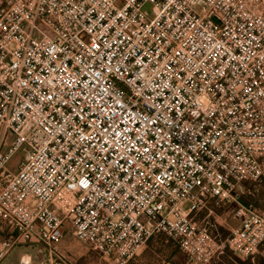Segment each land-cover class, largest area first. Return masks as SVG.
<instances>
[{
	"label": "built area",
	"instance_id": "obj_1",
	"mask_svg": "<svg viewBox=\"0 0 264 264\" xmlns=\"http://www.w3.org/2000/svg\"><path fill=\"white\" fill-rule=\"evenodd\" d=\"M0 127V225L50 264H72L67 226L103 264L155 236L190 264L254 260L264 0H0ZM225 205L239 224L221 241L194 216Z\"/></svg>",
	"mask_w": 264,
	"mask_h": 264
},
{
	"label": "rangeland",
	"instance_id": "obj_2",
	"mask_svg": "<svg viewBox=\"0 0 264 264\" xmlns=\"http://www.w3.org/2000/svg\"><path fill=\"white\" fill-rule=\"evenodd\" d=\"M247 185H251V188L256 187L258 189L261 198L260 205L264 208V180L257 183L248 182ZM66 233L64 234V241ZM67 235L66 248H64L65 251H63V255L67 260L66 262L72 264H103L98 254L92 251L88 246L78 242L71 234ZM5 253H7V264H50L52 259L41 246L18 240L17 235L12 230L0 225V257ZM227 256L228 258L226 260L220 261V259H218L215 264H238L234 263L230 257L241 261V259H237L232 253H228ZM259 257L264 258V246L252 262L256 263ZM132 264L190 263L172 242H165L164 240L157 239L154 240L146 250L140 253Z\"/></svg>",
	"mask_w": 264,
	"mask_h": 264
},
{
	"label": "crops",
	"instance_id": "obj_3",
	"mask_svg": "<svg viewBox=\"0 0 264 264\" xmlns=\"http://www.w3.org/2000/svg\"><path fill=\"white\" fill-rule=\"evenodd\" d=\"M2 138H3V130L0 127V145H2ZM12 140H13V136L11 134H7L3 142L4 145L1 148L2 151H5L7 149V147L12 143ZM25 157H26V153L23 150L17 152L8 162L7 170L11 173H16L19 169L20 164L25 160ZM250 186L251 185H247V183L242 184L241 189L243 192H242L241 201L246 205H253L260 212L264 213V208L260 205L261 198L258 189L256 187L251 188ZM233 210L234 207L232 205H225L219 208H210L208 210H203L198 214H196L194 216V220L200 226L205 227L211 234L217 236L221 241H225L230 236L232 230L237 228L239 224V222L234 220L232 217ZM65 233H66L65 241L63 240L64 239L63 237L61 242L58 244V249L62 252L65 251L64 248H66V239H68L67 234H71L73 236L68 226L65 229ZM157 239L164 240L165 242L166 241L172 242L165 236H155L146 244V246L143 248L141 253L144 250H146L154 240ZM174 246L177 247L175 244ZM6 256L7 253H5L0 257V264H7L8 259L6 258ZM136 259L137 257L131 260L128 264H132Z\"/></svg>",
	"mask_w": 264,
	"mask_h": 264
},
{
	"label": "trees",
	"instance_id": "obj_4",
	"mask_svg": "<svg viewBox=\"0 0 264 264\" xmlns=\"http://www.w3.org/2000/svg\"><path fill=\"white\" fill-rule=\"evenodd\" d=\"M228 253H232L230 250H226V252H225V254H224V256H222V258H220V261L221 260H226L227 258H228V256H227V254ZM233 254V253H232ZM235 257H237V259L239 258V259H241V261H239V260H236V259H232L231 257H230V259L234 262V263H238V264H264V258H261V257H259V258H257V262L256 263H254V262H252V260H250V259H244V258H240V257H238V256H236V255H234ZM216 263V261H214V262H212L211 264H215Z\"/></svg>",
	"mask_w": 264,
	"mask_h": 264
}]
</instances>
